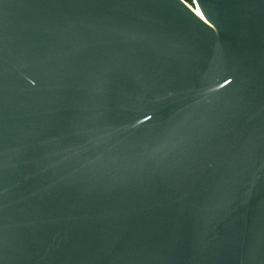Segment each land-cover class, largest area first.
Here are the masks:
<instances>
[{
  "label": "water",
  "instance_id": "water-1",
  "mask_svg": "<svg viewBox=\"0 0 264 264\" xmlns=\"http://www.w3.org/2000/svg\"><path fill=\"white\" fill-rule=\"evenodd\" d=\"M0 0V264H264V0Z\"/></svg>",
  "mask_w": 264,
  "mask_h": 264
},
{
  "label": "rangeland",
  "instance_id": "rangeland-1",
  "mask_svg": "<svg viewBox=\"0 0 264 264\" xmlns=\"http://www.w3.org/2000/svg\"><path fill=\"white\" fill-rule=\"evenodd\" d=\"M186 1V0H185ZM192 8H195L194 0L186 1Z\"/></svg>",
  "mask_w": 264,
  "mask_h": 264
},
{
  "label": "bare ground",
  "instance_id": "bare-ground-1",
  "mask_svg": "<svg viewBox=\"0 0 264 264\" xmlns=\"http://www.w3.org/2000/svg\"><path fill=\"white\" fill-rule=\"evenodd\" d=\"M193 9H195L196 12H198L200 15H202V14H201V11H200V9H198V7L195 6V8H193Z\"/></svg>",
  "mask_w": 264,
  "mask_h": 264
},
{
  "label": "trees",
  "instance_id": "trees-1",
  "mask_svg": "<svg viewBox=\"0 0 264 264\" xmlns=\"http://www.w3.org/2000/svg\"><path fill=\"white\" fill-rule=\"evenodd\" d=\"M186 1H191V0H186Z\"/></svg>",
  "mask_w": 264,
  "mask_h": 264
}]
</instances>
